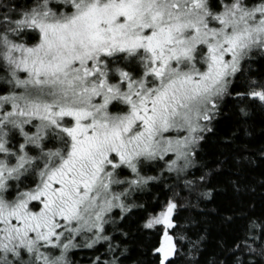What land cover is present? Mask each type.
Masks as SVG:
<instances>
[{"label": "snow or ice", "instance_id": "1", "mask_svg": "<svg viewBox=\"0 0 264 264\" xmlns=\"http://www.w3.org/2000/svg\"><path fill=\"white\" fill-rule=\"evenodd\" d=\"M0 264H264V0H0Z\"/></svg>", "mask_w": 264, "mask_h": 264}]
</instances>
